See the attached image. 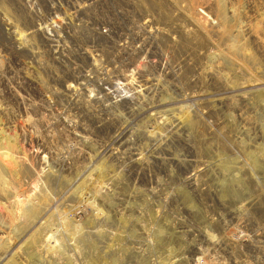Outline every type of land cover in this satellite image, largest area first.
Masks as SVG:
<instances>
[{
	"label": "rangeland",
	"instance_id": "rangeland-1",
	"mask_svg": "<svg viewBox=\"0 0 264 264\" xmlns=\"http://www.w3.org/2000/svg\"><path fill=\"white\" fill-rule=\"evenodd\" d=\"M52 1L0 0V264H193L263 223L264 0H132L124 76L77 72Z\"/></svg>",
	"mask_w": 264,
	"mask_h": 264
},
{
	"label": "built area",
	"instance_id": "built-area-1",
	"mask_svg": "<svg viewBox=\"0 0 264 264\" xmlns=\"http://www.w3.org/2000/svg\"><path fill=\"white\" fill-rule=\"evenodd\" d=\"M49 1L51 2V0ZM53 1L55 2V0ZM82 1L84 8H81V11H77V14L79 13L80 15L77 25H68L63 23V21L46 22L48 25H52L53 28L62 29L63 34H65L64 38L63 36L61 37L62 44L65 43L67 37L72 36V44L76 49H80V53H73V65L81 67V70L78 69L77 72L86 76L96 75L103 71V64L106 61L118 59L114 66L108 64L109 70L123 76L126 73H132V66L126 61L130 43L127 40L130 37L120 32L123 21L118 13L123 7L129 8L132 0ZM54 2L53 9L58 7V5H54ZM100 4L103 5V9L98 8ZM83 11L90 13L88 18L91 22H88L85 16L86 12ZM106 11L108 13H105ZM44 17L49 18L47 16ZM42 22L43 24L45 23L44 20ZM69 30L72 31L71 34L76 35H71ZM121 52H123L124 57L118 56ZM60 56L62 57V55ZM229 245H232L233 248L229 247ZM239 246L240 264H264V222L260 224L255 221L254 217H251L249 224L246 223L244 226L240 223V226H236L231 232L223 246H214L212 244L209 248H206L205 255L202 254L197 258L195 257L193 264H222L220 260V258H224L222 255H227V252H233L232 249L236 250Z\"/></svg>",
	"mask_w": 264,
	"mask_h": 264
},
{
	"label": "bare ground",
	"instance_id": "bare-ground-1",
	"mask_svg": "<svg viewBox=\"0 0 264 264\" xmlns=\"http://www.w3.org/2000/svg\"><path fill=\"white\" fill-rule=\"evenodd\" d=\"M150 1H151V0H150ZM98 8H99V9H103V5L100 4V5L98 6ZM105 13H108V11H106ZM113 36H114V33H113ZM207 264H211V263H207Z\"/></svg>",
	"mask_w": 264,
	"mask_h": 264
}]
</instances>
